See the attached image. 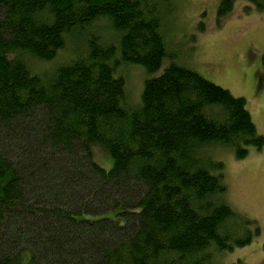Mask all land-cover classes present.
Here are the masks:
<instances>
[{
    "label": "trees",
    "instance_id": "1",
    "mask_svg": "<svg viewBox=\"0 0 264 264\" xmlns=\"http://www.w3.org/2000/svg\"><path fill=\"white\" fill-rule=\"evenodd\" d=\"M169 2L0 0V264H224L260 235L219 155L264 138L245 99L168 54Z\"/></svg>",
    "mask_w": 264,
    "mask_h": 264
},
{
    "label": "rangeland",
    "instance_id": "2",
    "mask_svg": "<svg viewBox=\"0 0 264 264\" xmlns=\"http://www.w3.org/2000/svg\"><path fill=\"white\" fill-rule=\"evenodd\" d=\"M218 4L219 0H170L162 12L167 52L177 63L245 99L256 130L264 138V11L234 0L232 11L218 17ZM124 76L128 94L137 101L147 75L139 66H131ZM219 158L225 166L228 202L260 229L249 245L228 254L224 264H264V144L260 150L251 148L242 160H235L231 152ZM93 160L106 171L112 166L111 157L101 150H95Z\"/></svg>",
    "mask_w": 264,
    "mask_h": 264
}]
</instances>
